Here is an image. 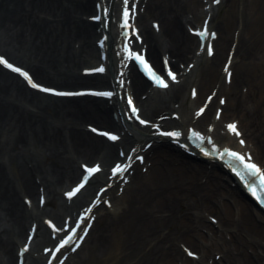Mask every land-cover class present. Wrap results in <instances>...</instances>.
<instances>
[{"label": "bare ground", "instance_id": "1", "mask_svg": "<svg viewBox=\"0 0 264 264\" xmlns=\"http://www.w3.org/2000/svg\"><path fill=\"white\" fill-rule=\"evenodd\" d=\"M93 4L94 0H0V29L6 33L0 50L50 87L103 86L109 82V74L81 75L97 57L93 46L96 26L87 20ZM135 4L139 14L136 23L148 57L159 69L162 57L167 58L183 83L156 94L150 83L130 68L122 93H131L142 115L153 122L179 113V120L161 123L186 135L192 122L190 107L217 92L227 102L221 120L215 122L218 128L214 137L224 138L220 134L222 124L239 117L238 128L247 138V149L251 142L256 148V154L252 152L255 159L264 164V0H221L210 17L211 30L217 34L212 39L211 57L207 47L199 50L198 40L187 31L190 25L202 24L203 0H140ZM111 6L115 12V2ZM222 8L227 9L219 17ZM154 22H159L157 30ZM115 38L113 35L110 41ZM230 52L234 70L232 83L227 86L221 66ZM110 63L113 67V61ZM181 64L192 65L190 74L180 70ZM187 85L198 91L194 101L187 99ZM117 105L123 109L118 101L110 105L88 97L47 98L0 68V264L17 263L16 252L34 222L33 228L38 229L35 242L24 259H30L28 264H42L41 251L51 238L40 219L49 216L63 225L65 218L78 214L95 197L93 189L106 185L105 170L118 160L117 151L126 142L106 143L86 127H115L108 112ZM210 120L211 113L205 114L196 126L205 130ZM136 128H129L131 147L138 150L152 142L145 152L146 162L130 176L121 198H115L117 189L103 195H112L119 202L118 209L111 214L100 210L87 238L94 243L82 257L88 247L85 240L75 254L82 257L81 263L75 264H209L211 258L212 264H264V216L257 211L253 214L252 203L241 193L242 199L236 201L239 210L220 202L228 188L224 180L228 175L210 162L183 161L180 157L184 155L168 139H155L148 127L138 128L141 134L137 135ZM205 145L212 146L213 142L206 139ZM81 162H101L103 173L82 198L68 205L62 193L81 176ZM142 167H147V174ZM229 190L237 200L240 195L231 187ZM40 193L45 198L42 211ZM28 200L32 201L31 208L26 205ZM204 214L216 215L219 227L206 225ZM40 227L45 230L42 235L38 234ZM196 231L213 232L218 242L208 244L205 235ZM183 247L196 251L199 258L188 259ZM216 255L221 257L219 262Z\"/></svg>", "mask_w": 264, "mask_h": 264}, {"label": "snow or ice", "instance_id": "2", "mask_svg": "<svg viewBox=\"0 0 264 264\" xmlns=\"http://www.w3.org/2000/svg\"><path fill=\"white\" fill-rule=\"evenodd\" d=\"M217 4L220 3V0H215ZM132 3V0H123V19H122V25L121 27L124 29V36L126 37V42L121 46L123 49V53L125 56L124 63H132V62H138L141 67H143L144 71L147 73V75L151 78V80L159 87L161 88H169L171 85L169 83V79L171 81H174L176 83H179V78L177 72L173 71L172 67L169 66L167 69V77L169 79L165 78V75H162L157 69L153 66L152 62L148 59L147 57V52L146 50H138L133 47V33L135 34L136 37H139L140 40H143V37L141 36L139 28H133V25L131 23L133 19V9L130 6ZM109 9L105 8L104 9V16L102 17L101 15H94L92 17L93 20L96 21H101L105 20L109 16ZM156 28H159V22L156 23ZM192 31L198 35L200 38H205L208 37L209 35L211 36H216L217 34L212 32H209V29L207 25L203 26L202 29H197L193 28ZM108 39V36H105L102 40L99 41L101 45H104L105 41ZM202 52L205 51L204 48L200 49ZM208 54L209 55H214V49L209 46L208 49ZM165 62L167 63V58H165ZM231 62H229L230 64ZM0 64L4 65L8 69L13 70L14 72H17L21 74L23 77H25L34 88L40 89L45 92L49 93H54L57 95H78L82 93H73V92H61L57 88L54 87H48L45 86L42 83H38L32 76V74L27 71L25 68L18 66L17 64L11 62L7 57L4 55H0ZM85 71L89 73H106L108 69L104 66L101 65L99 67H92L88 68ZM124 73L123 70L120 72V76L123 77ZM232 73L229 71L228 73V78L229 81L231 80ZM130 83V81H128ZM125 85V81L123 79L119 80V86L123 87ZM94 95L102 96V97H108L111 98L113 96H116L118 93L112 90H104V91H96V90H88ZM193 95H196L195 90L193 91ZM215 95V94H213ZM125 98L127 100V103L131 106L130 111L132 114H134V118L139 120L140 123L144 125H152L156 129L160 131V134L165 135V136H170L173 138H177V142H179L180 137L184 136V132L180 130H171V131H165L159 123H153L150 119H146L141 115V109L136 105L134 97L131 95V93H126ZM212 97H209V101H211ZM226 102V101H224ZM208 105L206 104L204 107H201L199 109V112L197 115H203L207 109ZM219 113L217 115V118H219ZM177 116H179V113H177ZM131 118V117H130ZM161 120L164 119V117L160 118ZM92 130L104 137L109 138L112 141H119L121 139L120 135L112 130H107V129H101L98 127H95L93 125H89ZM214 127V126H213ZM228 128L231 129V131L235 134H238L242 137V133L240 132L238 128V122H233L228 124ZM191 136L193 138H199L201 141L204 140H211L212 137L210 136H205L204 133L197 131L196 129H192L191 131ZM242 144L246 143L243 139L240 141ZM213 148L217 150V154L220 155L221 159L224 158V154L227 153L228 157H230L233 161H239L242 163L243 168L245 170V176L248 174H251L252 176H258L259 177V188L256 187L254 184H250V187L252 188L253 193L257 196V199H259L262 203H264V166H261L260 164L256 163L254 160H252V153L248 152L247 154L241 153L239 151L233 150L232 148H225L223 152L219 150V146L213 143ZM187 147V145H185ZM135 152V149L132 150ZM205 153L208 155H212V153L208 152L207 149H205ZM123 155V153H122ZM140 161H143L145 159L144 156H138L137 157ZM127 163H116L115 166L112 169V172L117 175H123L124 173L128 172L129 169L132 167V158L131 157H126ZM83 168L86 170V174L83 176L81 182L77 184L72 190L68 191L66 193L67 197L69 199L77 196L81 190L89 183L90 179L94 174H97L102 171L101 164L95 163L91 166L89 164H84ZM247 182V181H246ZM44 199H41V203H44ZM99 199H97L96 203H99ZM28 203L31 204L32 201L28 200ZM96 205L93 204L89 209L85 211V216H91L92 208H94ZM94 219V217H92ZM215 219V218H213ZM84 220L83 218L80 219V223H83ZM48 225L51 226V229L53 230V235L56 233H60L62 231H65L64 226H57L56 223L53 222V220L49 219L47 221ZM90 227V226H89ZM75 229H79L80 225L76 224L74 226ZM37 229L33 228L32 229V235H35ZM87 233H85L86 235ZM66 238L62 239L61 241L58 242L59 246L53 248H48L46 251L51 254V259L49 260V264H52L53 261H56L58 259V256L56 255L57 253H61V250L64 249L66 246L70 245L74 238H77V231L73 230L71 234L65 233ZM31 247V237L29 240L26 242L24 247L21 248L20 250V264H24V255L29 251ZM76 247H79L77 244ZM188 254L192 257H198V253L196 251H193L192 249H187ZM66 259V258H65ZM59 264H64V260H59Z\"/></svg>", "mask_w": 264, "mask_h": 264}, {"label": "rangeland", "instance_id": "3", "mask_svg": "<svg viewBox=\"0 0 264 264\" xmlns=\"http://www.w3.org/2000/svg\"><path fill=\"white\" fill-rule=\"evenodd\" d=\"M232 113H233V112H232ZM235 115H237V113H235ZM225 193H226V191H225ZM232 199H233V200L235 201V203H236V201L239 200V197H238L237 200H236L235 197H233ZM98 224H101V223H98ZM99 226H100V225H99ZM99 226H98V227H99ZM91 242L94 243V242L92 241V238L89 239L88 247L84 250L85 253H84L83 255L81 254L82 257H85V256L88 254V249H89V246L91 245ZM85 254H86V255H85ZM82 257H81V256L76 257L75 260H74V263H72V264H75L76 262H77V263H81Z\"/></svg>", "mask_w": 264, "mask_h": 264}]
</instances>
